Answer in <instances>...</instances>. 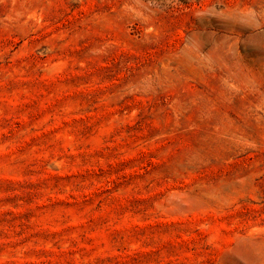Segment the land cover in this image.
I'll return each mask as SVG.
<instances>
[{
    "label": "rangeland",
    "instance_id": "rangeland-1",
    "mask_svg": "<svg viewBox=\"0 0 264 264\" xmlns=\"http://www.w3.org/2000/svg\"><path fill=\"white\" fill-rule=\"evenodd\" d=\"M0 264H264V0H0Z\"/></svg>",
    "mask_w": 264,
    "mask_h": 264
}]
</instances>
